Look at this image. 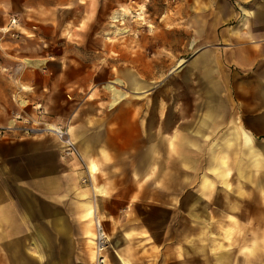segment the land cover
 I'll list each match as a JSON object with an SVG mask.
<instances>
[{
	"label": "crops",
	"instance_id": "obj_1",
	"mask_svg": "<svg viewBox=\"0 0 264 264\" xmlns=\"http://www.w3.org/2000/svg\"><path fill=\"white\" fill-rule=\"evenodd\" d=\"M47 1L0 0V63L25 61L27 102L54 121L71 114L83 163L49 134L0 137V264H93L94 214L108 264H264V0H209L192 70L170 76L165 98L152 86L133 106L113 84L109 100L88 101L91 70L46 57L63 28L52 12L63 0ZM15 16L27 37L1 32ZM137 77L116 81L141 89Z\"/></svg>",
	"mask_w": 264,
	"mask_h": 264
},
{
	"label": "rangeland",
	"instance_id": "obj_2",
	"mask_svg": "<svg viewBox=\"0 0 264 264\" xmlns=\"http://www.w3.org/2000/svg\"><path fill=\"white\" fill-rule=\"evenodd\" d=\"M209 4V0H63L58 10L52 11L63 24L62 32L58 40L47 43L46 57H60L56 62L57 69L60 63L63 70H91L94 80L88 101L96 97L109 100L112 93L106 88L108 84L125 93L122 100L132 106L136 99L149 102L148 91L152 86L158 85L165 98L169 91L172 93L174 85V79L169 81L170 76L192 70L189 66L195 64L191 61L202 47L196 42L200 33L199 21L209 17L210 13H206ZM46 14L50 16L51 11ZM139 14L143 19H139ZM17 19L11 17L9 25L1 32L13 39L27 37L19 29ZM35 44L34 41L24 43L29 48ZM181 61L184 64L179 69L177 66ZM27 66L25 61L10 68L0 63V84L11 81V87L15 88L13 106L8 107L10 118L7 123H0V128L9 127L10 130H5L1 137L19 136L24 128L38 126L37 122H42L40 126H67L72 137L71 114L68 115L65 108L61 110L64 119L54 121L48 110L38 103L30 104L24 98L26 92L32 91L22 85L20 73ZM47 67L49 69V65ZM122 71L137 75L143 87L135 90L129 82H117ZM64 97L68 102H75L72 92ZM2 112L4 109L0 107Z\"/></svg>",
	"mask_w": 264,
	"mask_h": 264
},
{
	"label": "built area",
	"instance_id": "obj_3",
	"mask_svg": "<svg viewBox=\"0 0 264 264\" xmlns=\"http://www.w3.org/2000/svg\"><path fill=\"white\" fill-rule=\"evenodd\" d=\"M39 124L36 127L24 128L23 134H34V133H45L54 136L60 143V148L62 154L65 158L70 160H77L83 163V156L81 151L72 139L69 129L67 126L62 127L59 125L45 124L41 125L42 122H37ZM5 130H10L7 128H0V137ZM93 225H94V261L93 264H108L107 253L110 248V238L107 234L103 220L97 215H93Z\"/></svg>",
	"mask_w": 264,
	"mask_h": 264
},
{
	"label": "bare ground",
	"instance_id": "obj_4",
	"mask_svg": "<svg viewBox=\"0 0 264 264\" xmlns=\"http://www.w3.org/2000/svg\"><path fill=\"white\" fill-rule=\"evenodd\" d=\"M140 13V12H139ZM140 15V14H139ZM114 17V16H113ZM117 17H119V16H117ZM124 17V16H123ZM139 19L141 20V19H143V17L140 15L139 16ZM115 21H117V20H115ZM16 21H13V23H15ZM99 216V215H98ZM100 217V216H99ZM101 218V217H100ZM102 219V218H101Z\"/></svg>",
	"mask_w": 264,
	"mask_h": 264
}]
</instances>
